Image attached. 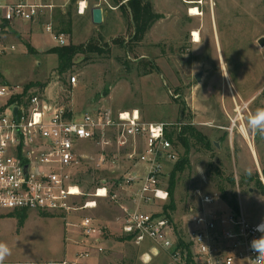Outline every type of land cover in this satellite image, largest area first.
<instances>
[{
	"label": "rangeland",
	"instance_id": "obj_1",
	"mask_svg": "<svg viewBox=\"0 0 264 264\" xmlns=\"http://www.w3.org/2000/svg\"><path fill=\"white\" fill-rule=\"evenodd\" d=\"M150 1L154 12L161 17L142 41L132 39L134 29L128 8L121 0L100 2L105 11L111 12L100 25L92 23L89 13L78 15L76 2L68 3L65 12L55 9L52 18L45 14L37 21L16 22L8 35L9 43H14L16 48L0 57V79L10 85L29 86L31 93L68 104L77 113L105 107L116 115L138 109L147 122L191 123L219 144V148L215 146L210 152L201 146L193 147L191 168L176 176L173 197L176 210L164 213L167 216L171 213L175 233L184 242H188L189 213L198 204L196 190L217 194L220 204L229 206L218 189L221 181L217 171L224 175V180L227 176L234 178V186L224 183L228 192L236 194L247 219L253 223L264 221V166L261 163V173L254 166V158L240 132L241 119L233 133L229 129L237 115L236 104L243 108L246 122L249 113L264 104V87L261 88L264 86V46L259 43L264 38V0ZM97 2L99 0H89L90 7ZM191 6H196L201 15H191ZM51 20L55 29L65 34L67 45L94 41L105 51L79 54L74 66L58 75L59 58L51 52L58 43L44 24ZM194 31L200 34L199 43L194 41ZM220 65L227 68V77L222 74ZM74 76L77 81L73 84ZM255 139L261 142L258 135ZM176 149L180 159L184 148L177 144ZM96 153L91 147L90 154ZM175 163L169 164L168 173L162 179L168 190ZM129 167L127 162V169ZM119 171L123 172L122 168L98 170L94 160L84 163L76 172V179L85 196L78 198L76 204L92 199L89 195L104 181L112 182ZM135 190V187L112 186L116 200L99 199L96 209L73 212L69 215L68 221L73 223L70 226L55 214L0 210V214L29 215L30 218L24 227L14 220L0 219V242L10 249L4 262H45L63 257L65 245L69 249L71 242L80 237L76 224L83 216L100 218L104 221H99L101 225L109 223L117 231L113 221L121 213L120 204L134 207ZM169 203L170 199L143 208L161 212ZM65 230H69L67 234ZM76 231L79 232L77 237L72 235ZM187 247L190 252V245ZM169 256L150 241L140 246L127 242V257L119 258L118 262L171 264Z\"/></svg>",
	"mask_w": 264,
	"mask_h": 264
},
{
	"label": "built area",
	"instance_id": "obj_2",
	"mask_svg": "<svg viewBox=\"0 0 264 264\" xmlns=\"http://www.w3.org/2000/svg\"><path fill=\"white\" fill-rule=\"evenodd\" d=\"M61 1L0 0V57L16 48L8 41L16 22L37 21L45 14L52 18L55 9L65 12L67 4L73 2ZM101 1L107 2L99 0L95 6H102ZM75 2L78 15L91 9L89 0ZM44 24L58 46L67 45L65 34L55 29L53 20ZM76 81L72 77L71 82ZM239 110L243 108L236 104L231 133L241 119ZM183 124L147 122L138 109L116 115L105 107L77 113L68 104L49 101L22 85L0 79V210L55 214L70 226L73 223L68 221L69 215L73 212L96 209L99 199L116 200L112 186L135 187L134 207L120 204L121 213L115 219L122 234L135 245L150 241L157 250L170 253L171 264H254L257 253L251 242L264 235L256 231L264 221L251 222L242 210L235 212L220 204L217 194L196 190L198 204L189 213L187 243L175 233L164 210L143 208L170 199L162 179L169 164L178 161L179 153L167 131ZM239 127L242 131V125ZM91 147L97 150L94 156L90 154ZM90 160L98 170L116 167L123 172L119 171L112 182L104 181L98 186L89 195L92 199L77 205L75 201L85 193L76 172ZM76 227L80 229V237L74 241L77 249L59 264H90L94 243L98 253L104 252L95 217L83 216Z\"/></svg>",
	"mask_w": 264,
	"mask_h": 264
},
{
	"label": "trees",
	"instance_id": "obj_3",
	"mask_svg": "<svg viewBox=\"0 0 264 264\" xmlns=\"http://www.w3.org/2000/svg\"><path fill=\"white\" fill-rule=\"evenodd\" d=\"M76 0H73L75 2ZM117 1V0H115ZM120 2V0H118ZM102 7V6H101ZM128 12L130 15L131 23L134 29L132 39L134 41H142L146 35V33L151 29V27L155 24V22L161 17L159 14L154 12L152 2L150 0H128L127 5ZM108 49H106L107 51ZM105 51V49L95 43L94 41H90L86 44L81 45H65L58 46L51 49L52 53L57 54L59 58V65L57 68L58 75L64 74L75 64V58L79 54H87V53H101ZM29 86L26 87V91ZM168 138L174 143L176 146L180 144L184 148V153L182 157L176 162L171 170L170 176V187H169V195H170V203L164 206V211L174 212L176 210V205L174 203V189L176 186V176L178 173H183L186 169L191 168L190 166V154L192 148L197 146H201L203 149L207 151H213L215 147V142L212 141L206 134L197 130L191 123L184 122L182 126L172 127L167 131ZM217 175L219 177L218 189L222 194V199L226 201L229 207L233 211H239L240 207L238 204L237 196L234 192H228L227 186L224 183L226 181L231 186L235 185V180L231 176H227L226 180H224V175H221L219 171H217ZM252 180V179H251ZM260 185L263 187L261 180H258ZM264 189V187H263ZM23 211V210H20ZM171 213L168 217H172ZM26 217H19L20 223L24 222ZM190 264V261H189Z\"/></svg>",
	"mask_w": 264,
	"mask_h": 264
},
{
	"label": "crops",
	"instance_id": "obj_4",
	"mask_svg": "<svg viewBox=\"0 0 264 264\" xmlns=\"http://www.w3.org/2000/svg\"><path fill=\"white\" fill-rule=\"evenodd\" d=\"M127 1L128 0H121V4L126 6ZM103 11H104V20H105L111 15V12H109L108 10L105 11L104 9H103ZM88 13H89L90 19L92 21L91 9L85 14V16ZM263 87L264 86H261V88H263ZM259 107H264V104L262 106H259ZM249 114H251V113H249ZM239 121H240V119H239ZM240 123H241L242 127L246 124V120L243 118V116L241 118ZM240 132H241V135L243 136V139L245 140V142L247 143V145L249 147V151L251 152V154L254 158V160H253L254 164H255L254 166H256V169L259 170L261 173V163L264 166V164H263L264 163V136L258 135L260 137V141H261L259 143V141L258 142L256 141L255 135L248 134V133L244 134L243 131H241V130H240ZM246 136H247V138H246ZM262 177H263L262 180L264 181V176H262ZM240 210H242V208H240ZM95 218H96V224H98L99 228H101V233L99 234V238H100L99 244H101L104 247V252L98 253L94 249L97 246L94 243L93 244L94 252H93V255L90 259V264H120L118 262V259L121 258L123 260V258L127 257V242L133 244L134 246H135V244L132 241H130L125 235L122 234V232L120 231L118 226H117V231H115V230H113L111 224L106 223V224L101 225L99 223V221L101 223H103L104 221H102L100 218H97V217H95ZM0 219H11V220L16 221V223L20 227H24L30 218L28 215L24 219V222L22 224L20 223L18 215L0 214ZM113 222L115 224V221H113ZM254 223H256V222H254ZM68 231L65 230V234H67ZM71 232L73 233V231H71ZM78 233L79 232L76 231V233H74L72 235H75V237H77ZM64 240H65L64 242L66 243L67 242L66 240H68L67 235L64 236ZM75 240H77V239H75ZM75 240H73L71 242L72 246H70L69 249L65 245L64 256L59 258V259H52L53 261L50 260V261H45V262L44 261H42V262L31 261V260H29V261L28 260H24V261L17 260V261L4 262V264H59V262L62 261L67 255L72 254L73 251H75L77 249V246L74 244ZM166 253L168 254V256L170 255V253L168 251H166ZM147 256H149V255H147ZM169 259H170V256H169ZM121 264H125V263L122 262Z\"/></svg>",
	"mask_w": 264,
	"mask_h": 264
},
{
	"label": "clouds",
	"instance_id": "obj_5",
	"mask_svg": "<svg viewBox=\"0 0 264 264\" xmlns=\"http://www.w3.org/2000/svg\"><path fill=\"white\" fill-rule=\"evenodd\" d=\"M221 72L225 77L228 76L227 68L221 67ZM243 131L252 135L264 136V107H259L254 113L248 115ZM256 231L264 232V222L257 225ZM251 248L257 253L256 258L253 260L254 264H264V235L254 239L251 242ZM8 255H10V249L6 244L0 242V264H4V260Z\"/></svg>",
	"mask_w": 264,
	"mask_h": 264
},
{
	"label": "water",
	"instance_id": "obj_6",
	"mask_svg": "<svg viewBox=\"0 0 264 264\" xmlns=\"http://www.w3.org/2000/svg\"><path fill=\"white\" fill-rule=\"evenodd\" d=\"M91 16H92V22L95 25H100L103 23L104 21V11L103 8L101 6H94L93 8H91ZM259 43L261 44V46H264V38H261ZM196 79L199 81L200 78V74L196 76ZM15 111H17V108L15 109ZM215 146L217 148H219V144L215 143Z\"/></svg>",
	"mask_w": 264,
	"mask_h": 264
},
{
	"label": "bare ground",
	"instance_id": "obj_7",
	"mask_svg": "<svg viewBox=\"0 0 264 264\" xmlns=\"http://www.w3.org/2000/svg\"><path fill=\"white\" fill-rule=\"evenodd\" d=\"M190 14L191 15H201L200 10L196 6H191L190 7ZM193 37H194V41L196 43H199L201 41L200 34H199L198 31H194ZM222 64H223V66L225 65L224 62H222ZM239 118H242V112L241 111H240V114H239ZM242 131H243V127H242ZM243 133L246 134L244 131H243ZM246 138H247V136H246Z\"/></svg>",
	"mask_w": 264,
	"mask_h": 264
}]
</instances>
